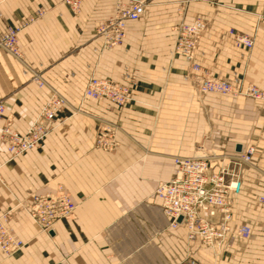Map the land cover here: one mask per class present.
I'll list each match as a JSON object with an SVG mask.
<instances>
[{
	"label": "crops",
	"instance_id": "1",
	"mask_svg": "<svg viewBox=\"0 0 264 264\" xmlns=\"http://www.w3.org/2000/svg\"><path fill=\"white\" fill-rule=\"evenodd\" d=\"M144 2L122 41L104 47L96 28L116 0H81L77 12L62 0H0V33L18 27L19 52L0 48L4 119L23 133L50 90L67 102L38 146L12 156L0 141V213L8 211L7 224L23 242L11 255L0 250V264H170L186 255L202 264H264V209L255 203L264 191V102L200 92L188 63L171 52L176 26L203 18L200 65L264 91V0ZM39 8L44 13L35 16ZM229 29L250 37V49L235 45ZM91 76L128 84L132 99L116 106L83 97ZM101 125L115 127L112 151L94 145ZM250 143L252 163L233 201V221L248 223L249 237L218 252L171 226L154 191L173 175V157L202 144L221 157L212 162L217 169ZM58 192L73 201V216L40 231L18 203Z\"/></svg>",
	"mask_w": 264,
	"mask_h": 264
},
{
	"label": "built area",
	"instance_id": "2",
	"mask_svg": "<svg viewBox=\"0 0 264 264\" xmlns=\"http://www.w3.org/2000/svg\"><path fill=\"white\" fill-rule=\"evenodd\" d=\"M73 11H77L81 0H63ZM144 0H116L112 13L96 28L105 47L119 44L125 36V22L139 19L144 13ZM39 9L36 14H41ZM177 38L173 51L182 55L188 63V75L200 92L215 91L222 94L244 95L256 102H264V91L253 83L244 86L236 78L231 81L224 77L212 75L196 61V51L201 33L206 27L203 18H195L177 26ZM18 27H7L0 35V47L12 55L18 56L16 32ZM235 45L250 48L252 40L233 29L228 30ZM38 85L42 82L33 75ZM83 96L96 100H108L116 106H122L132 99L128 84L107 78L90 77L83 90ZM62 95L54 90L49 94L38 112L29 123L24 133L14 130L9 120L4 119L5 105L0 100V141L12 156L38 146L51 130L56 113L66 104ZM115 127L98 126L94 145L112 151L117 145ZM255 145L250 143L246 149L224 156L226 162L212 167L214 160L221 157L204 149L198 144L189 156H174L175 170L170 179L160 181L154 191L159 198L162 211L169 217L170 225H182L190 240L212 246L218 252L222 246H230L235 240L244 242L251 233L246 222L233 221L234 197L243 188L242 170L252 163ZM255 203L264 209V191L257 195ZM43 232L53 230L57 220L73 216L74 203L68 194H32L30 204L18 203ZM8 211L0 213V250L6 256L13 254L23 246L22 240L7 224ZM181 217L180 221L177 218ZM170 264H202L190 255Z\"/></svg>",
	"mask_w": 264,
	"mask_h": 264
},
{
	"label": "bare ground",
	"instance_id": "3",
	"mask_svg": "<svg viewBox=\"0 0 264 264\" xmlns=\"http://www.w3.org/2000/svg\"><path fill=\"white\" fill-rule=\"evenodd\" d=\"M63 1V0H62ZM64 2V1H63ZM66 4V3H65ZM67 5V4H66ZM68 6V5H67ZM70 7V6H69ZM79 8H80V5H79ZM79 8H78V10H79ZM39 9H41V10H43L42 8H39ZM39 9H37V10H39ZM36 10V11H37ZM72 10V9H71ZM77 10V11H78ZM36 11H35V16H40V15H42L43 13H44V10H43V12L41 13V14H36ZM73 11V10H72ZM77 11H74V12H77ZM138 20V19H137ZM128 21H126L125 22V27H126V23H127ZM125 31V30H124ZM3 32V31H2ZM1 32V33H2ZM1 33H0V35H1ZM176 33H177V29H176ZM101 36V35H100ZM176 38H177V35H176ZM249 39H251L250 37H248ZM176 40V39H175ZM252 40V39H251ZM103 41V40H102ZM174 43H175V41H174ZM174 43H173V46H172V54L174 55H179L180 57H182V58H184L182 55H180V54H176V53H174V51H173V47H174ZM102 45H103V42H102ZM116 45H118V44H116ZM104 46V45H103ZM115 46V45H114ZM252 46V45H251ZM105 47V46H104ZM110 47H112V46H110ZM1 48V47H0ZM246 48V47H245ZM1 49H3V48H1ZM247 50L248 49H250V48H246ZM4 50V49H3ZM6 51V50H5ZM7 52V51H6ZM9 53V52H8ZM19 53V52H18ZM10 54V53H9ZM12 55V54H11ZM13 56H15V55H13ZM196 56H197V52H196ZM17 57H19V55L17 56ZM184 60L187 62V60L184 58ZM197 61V60H196ZM198 62V61H197ZM91 77H94V76H91ZM98 78H100V77H98ZM88 81V80H87ZM87 83V82H86ZM250 83V82H249ZM242 84V83H241ZM86 85V84H85ZM243 85V84H242ZM244 86V85H243ZM85 88V87H84ZM84 90V89H83ZM205 92H215V91H205ZM216 93H219V92H216ZM220 94H222V93H220ZM83 95V94H82ZM227 95H231V94H227ZM244 96V95H243ZM84 97V96H83ZM37 116V115H36ZM1 122V121H0ZM53 124H54V121L52 122V126H53ZM52 126H51V128H52ZM26 131V130H25ZM24 133V132H23ZM99 148V147H98ZM102 149V148H101ZM104 150V149H103ZM107 151V150H106ZM244 169V168H243ZM257 205V204H256ZM258 206V205H257ZM261 208V207H260ZM181 220V219H180ZM180 220H178V218H177V221H180Z\"/></svg>",
	"mask_w": 264,
	"mask_h": 264
},
{
	"label": "water",
	"instance_id": "4",
	"mask_svg": "<svg viewBox=\"0 0 264 264\" xmlns=\"http://www.w3.org/2000/svg\"><path fill=\"white\" fill-rule=\"evenodd\" d=\"M181 219V217H178V220H180Z\"/></svg>",
	"mask_w": 264,
	"mask_h": 264
},
{
	"label": "rangeland",
	"instance_id": "5",
	"mask_svg": "<svg viewBox=\"0 0 264 264\" xmlns=\"http://www.w3.org/2000/svg\"><path fill=\"white\" fill-rule=\"evenodd\" d=\"M70 8V7H69ZM71 9V8H70ZM74 12V11H73ZM102 23V22H101ZM262 90V89H261ZM250 98V97H249Z\"/></svg>",
	"mask_w": 264,
	"mask_h": 264
}]
</instances>
